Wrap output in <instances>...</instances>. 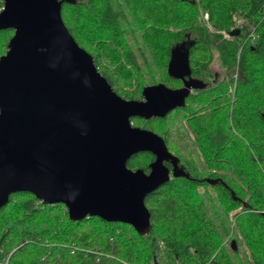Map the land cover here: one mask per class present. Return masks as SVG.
I'll return each mask as SVG.
<instances>
[{
	"label": "trees",
	"instance_id": "trees-1",
	"mask_svg": "<svg viewBox=\"0 0 264 264\" xmlns=\"http://www.w3.org/2000/svg\"><path fill=\"white\" fill-rule=\"evenodd\" d=\"M116 2L65 0L62 18L125 99H143L148 85L178 88L183 81L175 68L184 66L182 78L193 89L185 106L132 122L162 136L187 176L146 196L152 223L147 235L99 217L72 221L64 204L14 193L0 209V260L9 255L8 264H264V0ZM3 5L0 0V10ZM200 8L217 32L199 19ZM236 13L253 29L229 40L220 31L231 32ZM13 35L14 29L0 30V56ZM216 56L221 72L212 68ZM181 120L195 135V151L174 140L173 125ZM154 160L151 152H139L127 165L148 173ZM242 245L249 256L242 255Z\"/></svg>",
	"mask_w": 264,
	"mask_h": 264
},
{
	"label": "water",
	"instance_id": "water-1",
	"mask_svg": "<svg viewBox=\"0 0 264 264\" xmlns=\"http://www.w3.org/2000/svg\"><path fill=\"white\" fill-rule=\"evenodd\" d=\"M3 2L0 30L14 35L0 56V209L12 194L30 192L44 204H64L72 221L99 217L147 235L146 196L187 174L165 139L132 119L185 106L192 85H148L143 99H125L70 34L65 0ZM139 152L155 157L148 173L128 168Z\"/></svg>",
	"mask_w": 264,
	"mask_h": 264
},
{
	"label": "rangeland",
	"instance_id": "rangeland-1",
	"mask_svg": "<svg viewBox=\"0 0 264 264\" xmlns=\"http://www.w3.org/2000/svg\"><path fill=\"white\" fill-rule=\"evenodd\" d=\"M113 1V3L114 4H116L117 5V0H112ZM117 12H119V11H117ZM205 14H207L206 12H204L201 8L199 9V19L203 22L205 19H206V17H205ZM234 17L236 18V20H241V22H242V25H244V29H242V31H246V32H248V31H250V29H253V25L252 24H250L247 20H246V18L245 17H243L242 15H240V14H235L234 16H233V27L234 26H236V22L234 21ZM208 22V21H207ZM207 22H206V24H207ZM213 32H215V31H213ZM222 32H226V31H220V33L223 35V33ZM220 62H219V60H218V58H217V56L215 57V60H214V62H213V64H212V68L215 70V71H219V72H221L220 71V64H219ZM235 74V73H234ZM233 74V75H234ZM221 76H222V74H221ZM230 76H232V75H230ZM234 76H232L231 78H233ZM236 77V76H235ZM235 81L234 82H232L231 84H229V86L231 85V87H230V92H229V94H228V97H230L231 98V100L232 101H234L235 99H234V96H233V88H235ZM228 86V87H229ZM171 118H174V115L172 114V117ZM173 135H174V140L177 142V144L179 145V146H181L182 148L184 147V146H187V147H189L190 148V150H193V151H195V149H197L196 148V145H195V139H194V137H195V135H194V133L190 130V128L188 127V125H187V123H186V121L185 120H181V121H178V122H176L174 125H173ZM195 154H197V153H195ZM229 245H230V241L228 242V239H226V241L224 242V246H227V247H229ZM241 250H242V255H247L248 254V256H249V252H248V249L245 247V246H243L242 245V248H241ZM7 258H9V255H8V257H6V258H4V259H7Z\"/></svg>",
	"mask_w": 264,
	"mask_h": 264
},
{
	"label": "built area",
	"instance_id": "built-area-1",
	"mask_svg": "<svg viewBox=\"0 0 264 264\" xmlns=\"http://www.w3.org/2000/svg\"><path fill=\"white\" fill-rule=\"evenodd\" d=\"M205 17H206L205 20L208 21V18H209L208 13L205 14ZM234 21L236 22V26L232 27L231 31L234 30V29H239L240 32H242V34H246V31H242V29H244V25H242L241 20H236V18L234 17ZM206 25L210 28V30L212 32L213 31L217 32L214 28H212L210 26V24L208 22H207ZM222 33H223V36L225 38L229 39V40H234L235 39V36L233 34H231V32H222ZM248 37L249 38H252V39L255 38V36H254L253 33H249V36ZM233 76H234L233 79H236L237 78V72ZM116 232L119 233L120 230L119 229H116ZM8 263H9V258L0 260V264H8Z\"/></svg>",
	"mask_w": 264,
	"mask_h": 264
},
{
	"label": "flooded vegetation",
	"instance_id": "flooded-vegetation-1",
	"mask_svg": "<svg viewBox=\"0 0 264 264\" xmlns=\"http://www.w3.org/2000/svg\"><path fill=\"white\" fill-rule=\"evenodd\" d=\"M240 33H241V32H240ZM240 33H239V34H240ZM175 70H176L175 73H177L178 70H177L176 68H175ZM182 73H183V69H181V74H182ZM178 78L181 79V80L183 81V83H182L180 86H177L178 88H181V87L184 86V84H185L184 80L186 81V79H184V78H182V77H178ZM183 79H184V80H183ZM175 89H177V88H175ZM192 90H193V89L191 88V93L193 92ZM191 93H190V94H191ZM189 96H190V95H189ZM189 96H188V97H189ZM188 97H187V98H188ZM177 109H178V108H177ZM177 109L173 110L172 112H175ZM169 163H170V162H169ZM170 164H171V163H170ZM170 170H171V172H172V170H173V166H172V168H170ZM171 175H172V174H171ZM171 177H172V176H171Z\"/></svg>",
	"mask_w": 264,
	"mask_h": 264
}]
</instances>
